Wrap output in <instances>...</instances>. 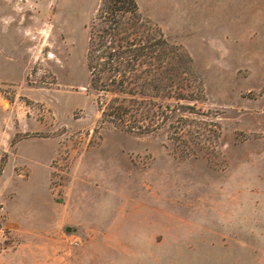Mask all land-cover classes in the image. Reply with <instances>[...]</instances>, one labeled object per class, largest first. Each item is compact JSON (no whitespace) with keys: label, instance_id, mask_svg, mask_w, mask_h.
<instances>
[{"label":"rangeland","instance_id":"obj_1","mask_svg":"<svg viewBox=\"0 0 264 264\" xmlns=\"http://www.w3.org/2000/svg\"><path fill=\"white\" fill-rule=\"evenodd\" d=\"M136 1L201 80L187 156L165 128L100 122V0H0V264L20 247H54L39 259L55 264H264V0Z\"/></svg>","mask_w":264,"mask_h":264},{"label":"trees","instance_id":"obj_2","mask_svg":"<svg viewBox=\"0 0 264 264\" xmlns=\"http://www.w3.org/2000/svg\"><path fill=\"white\" fill-rule=\"evenodd\" d=\"M89 87L100 122L137 135L165 128L175 143L194 138L189 128L201 80L182 46L169 42L136 0H100L89 24ZM189 151V150H188Z\"/></svg>","mask_w":264,"mask_h":264},{"label":"crops","instance_id":"obj_3","mask_svg":"<svg viewBox=\"0 0 264 264\" xmlns=\"http://www.w3.org/2000/svg\"><path fill=\"white\" fill-rule=\"evenodd\" d=\"M148 208V207H147ZM149 209L154 210L156 212V216L155 219L153 220V223H155L156 225H160L164 228L163 234H165L166 232V217H164V221H162V217L160 215L161 210L159 208L156 207H150ZM138 214H140L141 212L136 211ZM165 214H167V212H165ZM153 215V214H152ZM158 215V216H157ZM137 220V217H134V221ZM155 235L157 234H153L152 237V241L153 238L155 237ZM109 239H95L93 240L94 243L96 244H108ZM151 242V241H150ZM42 243H33L31 245H41ZM46 244H52V243H46ZM55 251L54 247H20L18 249H16L14 251V264H55L54 259H43L40 260L39 256H49L53 255Z\"/></svg>","mask_w":264,"mask_h":264},{"label":"built area","instance_id":"obj_4","mask_svg":"<svg viewBox=\"0 0 264 264\" xmlns=\"http://www.w3.org/2000/svg\"><path fill=\"white\" fill-rule=\"evenodd\" d=\"M5 238V230L2 226H0V241H4Z\"/></svg>","mask_w":264,"mask_h":264}]
</instances>
